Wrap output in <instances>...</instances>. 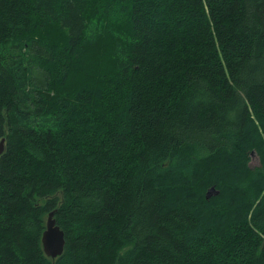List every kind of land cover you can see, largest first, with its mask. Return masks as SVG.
Wrapping results in <instances>:
<instances>
[{
	"label": "trees",
	"instance_id": "obj_1",
	"mask_svg": "<svg viewBox=\"0 0 264 264\" xmlns=\"http://www.w3.org/2000/svg\"><path fill=\"white\" fill-rule=\"evenodd\" d=\"M1 138L0 264H264V0H0Z\"/></svg>",
	"mask_w": 264,
	"mask_h": 264
},
{
	"label": "water",
	"instance_id": "obj_2",
	"mask_svg": "<svg viewBox=\"0 0 264 264\" xmlns=\"http://www.w3.org/2000/svg\"><path fill=\"white\" fill-rule=\"evenodd\" d=\"M3 141L4 139L1 138L0 140V154L3 150ZM256 154L254 150H252L251 155ZM218 189L215 186H211L208 188L206 192V198H210L213 195L218 194ZM55 209L51 210L47 214L46 218V225L45 229L41 235V244L44 253L47 256L55 258L56 256L60 255L64 249L65 244V237L64 231L60 228L59 224L56 222L54 217Z\"/></svg>",
	"mask_w": 264,
	"mask_h": 264
},
{
	"label": "rangeland",
	"instance_id": "obj_3",
	"mask_svg": "<svg viewBox=\"0 0 264 264\" xmlns=\"http://www.w3.org/2000/svg\"><path fill=\"white\" fill-rule=\"evenodd\" d=\"M258 164V156L256 154L251 155L250 165L254 166Z\"/></svg>",
	"mask_w": 264,
	"mask_h": 264
}]
</instances>
